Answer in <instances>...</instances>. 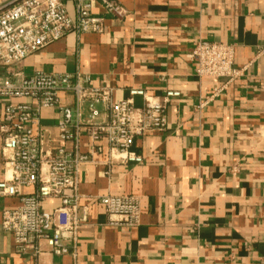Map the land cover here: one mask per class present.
<instances>
[{"label":"crops","instance_id":"1","mask_svg":"<svg viewBox=\"0 0 264 264\" xmlns=\"http://www.w3.org/2000/svg\"><path fill=\"white\" fill-rule=\"evenodd\" d=\"M13 1L0 0V11ZM63 1L72 14L70 0ZM116 1L126 14L105 15L102 33L68 32L0 74L79 70L112 87L114 100L133 89L154 97L178 92L166 104L167 128L135 140L142 163H107L103 140L81 166L78 191L88 217L75 257L53 255L43 244L37 259L25 261L3 234L0 264H264V0ZM199 41L233 45L237 77H198L191 51ZM59 101L72 106V94L60 93ZM143 102L133 97L135 107ZM41 119L54 140L59 112L43 110ZM79 150L90 153L85 135ZM106 194L136 196L137 224L109 225L97 201ZM17 203L13 197L0 204Z\"/></svg>","mask_w":264,"mask_h":264},{"label":"built area","instance_id":"2","mask_svg":"<svg viewBox=\"0 0 264 264\" xmlns=\"http://www.w3.org/2000/svg\"><path fill=\"white\" fill-rule=\"evenodd\" d=\"M70 2L72 14L63 0H14L0 11V68L11 69L68 32L102 33L105 15L122 18L126 14L116 0ZM96 7L101 14L94 12ZM191 56L198 77L233 79L239 73L233 65V45L199 41ZM113 91L110 86L95 85L90 75L79 70L61 75L43 71L20 75L12 70L0 74V203L5 198L18 199L11 208L0 204V237L8 234L14 254L23 260L37 259L43 244L53 255L76 256L79 228L88 217L78 191L81 166L91 161L103 140L107 163L114 159L142 163L143 157L134 149L135 140L147 133L164 132L166 104L179 96L167 91L154 97L133 89L128 98L114 100ZM62 92L72 94V106L60 104ZM134 96L144 100L141 107L134 106ZM22 98L35 104L20 102ZM47 109L60 114L54 140L41 119V112ZM83 135L89 141V154L79 150ZM66 143L72 147L66 148ZM23 188L33 191L23 194ZM47 200L59 205L46 210L42 204ZM97 201L104 207L109 225L137 224L140 205L136 196L106 194Z\"/></svg>","mask_w":264,"mask_h":264}]
</instances>
